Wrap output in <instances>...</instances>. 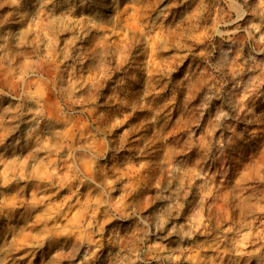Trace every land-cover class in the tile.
I'll use <instances>...</instances> for the list:
<instances>
[{"label":"rangeland","instance_id":"374dc122","mask_svg":"<svg viewBox=\"0 0 264 264\" xmlns=\"http://www.w3.org/2000/svg\"><path fill=\"white\" fill-rule=\"evenodd\" d=\"M0 264H264V0H0Z\"/></svg>","mask_w":264,"mask_h":264},{"label":"bare ground","instance_id":"6f19581e","mask_svg":"<svg viewBox=\"0 0 264 264\" xmlns=\"http://www.w3.org/2000/svg\"><path fill=\"white\" fill-rule=\"evenodd\" d=\"M128 177V176H127Z\"/></svg>","mask_w":264,"mask_h":264}]
</instances>
